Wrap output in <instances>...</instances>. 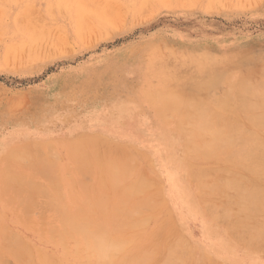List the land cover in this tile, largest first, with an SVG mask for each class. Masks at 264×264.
Returning <instances> with one entry per match:
<instances>
[{
	"label": "rangeland",
	"instance_id": "374dc122",
	"mask_svg": "<svg viewBox=\"0 0 264 264\" xmlns=\"http://www.w3.org/2000/svg\"><path fill=\"white\" fill-rule=\"evenodd\" d=\"M213 59L215 62H212ZM254 60L256 63H251ZM251 68L256 71H252L254 74L250 70L248 72L247 69ZM258 70L264 74V0H0V158L12 147L25 146L29 141L43 142L47 150V144L51 141L52 146L49 145L54 146L55 151L52 148L48 150L54 151L62 163L66 142L83 135V132L102 130L111 134L108 129L113 128L116 141L127 145L140 171L147 176L152 174L153 179L154 176L159 178L157 181H160L159 186L164 192L166 208L174 212V222L179 224L181 233L193 247L187 251V256L199 259L207 254L220 261L217 258L224 250L221 246L224 245L223 241L232 244L220 230L222 221L214 225L210 216L205 215L203 201L199 200L195 187L182 175L202 212L200 214L197 210V215L188 214L179 204L178 192L170 191L162 165L157 164V167L149 162L158 159L155 148L162 138L153 139L154 130L142 126L138 144L151 155L150 160L149 157L142 159L139 149L135 148L137 145L134 147L136 152H133V145L127 142L129 137L126 136L135 134L130 131L134 125H121L113 121L112 126H107L105 118L109 106L124 103L131 96L138 97L148 88L156 87L158 90L159 85L160 90L171 86L172 90L174 88L181 94L195 96L196 99L201 97L208 105L218 106L217 102L223 101L220 94L227 88L221 81L226 77L225 81H228L229 76V80L237 79L242 74L258 81ZM162 74L166 77V84L160 77ZM260 74L258 78H264ZM213 79L217 83L209 84ZM217 98L220 100L217 101ZM172 157L170 151L162 160L172 161ZM191 162L197 164L193 167L191 164L192 168L200 165L196 159ZM15 167L17 169H12L14 172H32L29 167L27 170L23 166ZM84 179L91 183L89 175H84ZM40 180L42 178L37 179L41 184L48 183L45 179ZM5 190L0 183V213L4 217L0 224L8 223L6 226L10 230L26 237L35 252L44 251L59 257L60 240L56 236L55 240L50 237L53 234L50 232L51 226L59 223L55 220V211L52 212L47 206L45 197L44 200L37 196L36 208L33 209V206L29 209H33L34 213L28 212L33 216L30 220L29 215L26 221L27 212L21 211L22 207L16 204L18 201L15 198V201L12 200L13 194ZM220 199V202L224 201ZM42 212L47 214V219L43 217L48 223L45 226L44 219H39ZM156 213L159 221L163 213L162 216ZM51 214L55 221L51 220ZM40 220L42 228H39ZM158 224L151 223L144 232L153 231ZM252 249L256 251V262L243 254L242 250L235 249L236 256L220 262L264 264V242H256ZM222 255L226 258L228 254ZM6 260L8 264H16L11 256ZM72 262L78 264L76 259Z\"/></svg>",
	"mask_w": 264,
	"mask_h": 264
},
{
	"label": "bare ground",
	"instance_id": "6f19581e",
	"mask_svg": "<svg viewBox=\"0 0 264 264\" xmlns=\"http://www.w3.org/2000/svg\"><path fill=\"white\" fill-rule=\"evenodd\" d=\"M35 44L38 46L37 42ZM247 70L253 71L252 68ZM259 70L257 73L260 74ZM258 76L256 74L255 77L258 81L243 74L232 80H229V76L228 81H225L226 77L221 82L227 88L220 94L223 101L217 102L218 106L208 105L201 97L196 99L195 96L181 94L174 88L172 90L171 86L160 90L159 85L158 90L156 87L153 90L148 88L138 97L131 96L124 103L109 106L105 118L107 126H112L113 121L121 125H134L130 131L135 134L126 136L129 137L127 142L133 145V152H136L134 147L137 145L135 148L139 149L142 159L149 157L150 160L151 155L139 147L141 129L154 130L153 139L162 138L155 148L158 159L149 162L162 165L170 191L178 192L179 204L188 214L197 215V210L200 214L202 212L182 175L195 187L199 200L203 201L205 215L210 216L214 225L222 221L220 230L233 244L231 246L227 240L223 241L224 245L221 246L224 250L217 258L222 262L236 256L237 252L233 249L242 250L243 254L256 262L253 245L264 242V78L259 79ZM160 77L166 84L164 74ZM216 83L214 79L209 81V84ZM217 96L220 97L219 94ZM218 98L217 101L220 100ZM108 130L112 133L102 130L83 132V135L66 142L62 163L59 156L54 155L55 148L51 147V141L47 144V150L52 148L54 151H47L43 142L29 141L32 146L28 143L25 146L15 145L17 147H12L0 158V183L6 192L13 194L12 200L15 198L18 201L16 204L22 207L21 211L27 212L26 221L29 215L30 220L33 216L37 196L45 197L47 206L52 212L55 211V220L59 225L51 226L50 232L53 234L50 233V237L53 239L56 236L60 240L58 244L61 249L59 257L44 251L35 252L26 237L10 230L6 226L8 223L4 225L1 222L0 264L9 256L15 259L16 264H73L74 259L78 260V264L79 261L81 264H223L207 254L197 256L199 259L187 256V251L193 247L181 233L179 224L178 227L174 222V212L166 208L168 205L159 186L160 181H157L159 178L154 176L153 179L150 172L148 176L141 172L135 158L130 156L127 145L116 141L113 128ZM170 151L172 161H163ZM193 159L199 161V167L192 168L197 165L192 164ZM15 166L29 167L32 172H14L12 169H17ZM83 174L89 175L91 183L84 179ZM39 178L48 183L41 184L37 181ZM217 198L224 201L220 202ZM156 212L160 215L163 213L159 221ZM44 213L39 219L44 216L47 219ZM53 216L51 220H54ZM3 218L0 213V221ZM43 219L45 226L48 223ZM151 223L159 224L157 228H152L153 231L144 232ZM40 226L42 228V222ZM203 228L206 233V226ZM223 253L228 254L226 258Z\"/></svg>",
	"mask_w": 264,
	"mask_h": 264
}]
</instances>
